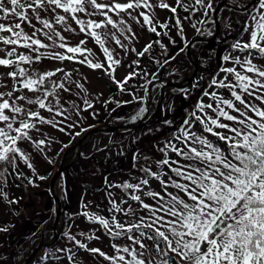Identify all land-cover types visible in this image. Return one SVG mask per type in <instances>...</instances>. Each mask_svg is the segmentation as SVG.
I'll use <instances>...</instances> for the list:
<instances>
[{"label":"snow or ice","instance_id":"6c2138e0","mask_svg":"<svg viewBox=\"0 0 264 264\" xmlns=\"http://www.w3.org/2000/svg\"><path fill=\"white\" fill-rule=\"evenodd\" d=\"M156 7L168 9L175 23L170 26L168 22H159L154 14ZM178 9L187 13L183 20L189 21L193 28L197 23H206L198 18L193 22L197 13L210 17L217 11L214 0H175L174 6L166 0H0V68L7 70L0 72V87L10 88L0 91V167H3L0 177L9 167L15 169L20 158L29 168L33 167L18 142H34L38 148L50 145L45 139L34 141L30 131H39L34 121L72 136L71 129L78 126L80 113L84 111L75 101L70 107H64L60 100L62 93L72 91L73 85L80 90L77 95H82L84 84L72 79L73 72L63 68L39 71L36 66L42 60L77 61L91 69H103L114 79V66L121 65L122 60L116 58L119 53L114 56L115 49L110 50L106 45L111 41L125 54L131 50L142 57L153 48V43L160 44V41L147 44L142 51L135 47L130 49L126 41L138 39L130 21L141 28L147 26V30L158 36L161 33L157 26L168 30L174 27L182 33ZM73 23L79 26L80 33L87 34L103 49L106 65L94 62L85 41L69 45L64 33L75 31ZM243 31L248 34V40L237 39L231 46L238 54L223 57L233 66H221L219 71L224 75L209 83L210 88L215 86L229 95L225 97L215 90L203 92L212 102L205 103L201 99L190 117L184 120L180 134H174V139L182 146L168 141L159 149L165 155L156 164L167 168L163 173L165 178L151 167H141L139 170L144 175L137 183L124 181L109 185L127 193L125 198L117 199L109 191L111 199L107 211L110 216L83 212L87 220L98 222L116 239L117 242L111 244L115 254L89 248L75 235L65 234L75 246L98 254L109 264H154V257L161 258L160 264H264V0H258L245 17ZM207 33L212 35V29L208 28ZM176 59V56L171 57V60ZM168 62L166 58L164 63ZM58 73L62 74L61 78H57ZM135 75L130 72L123 81L115 80L118 89L126 91ZM8 78L10 85L5 83ZM188 94L185 91V95ZM83 103L92 109L89 115H97L86 96ZM120 103L117 101V106ZM32 105L47 109L53 118L46 119L27 107ZM145 111L147 109L141 108L137 116ZM57 116L63 119L56 121ZM196 123L201 125L199 134L191 130ZM168 150L182 159H170ZM149 176L159 182L160 191L151 189ZM38 179L44 181L47 177L40 175ZM0 195L7 199L2 184ZM144 197L154 203L146 202ZM132 202H136L135 207ZM9 203L18 201L9 200ZM7 231L0 228V232ZM86 239L99 240L100 237L89 235ZM56 252L65 254L73 264H79L72 248ZM60 258L53 255L51 259Z\"/></svg>","mask_w":264,"mask_h":264},{"label":"rangeland","instance_id":"374dc122","mask_svg":"<svg viewBox=\"0 0 264 264\" xmlns=\"http://www.w3.org/2000/svg\"><path fill=\"white\" fill-rule=\"evenodd\" d=\"M221 1L214 0L216 9L221 3L226 2L228 6L221 7L222 9L218 13L213 12L210 17H203L200 13L196 14L193 22H195L196 18L203 19L206 22L204 24H196V28L200 29V32L196 28H193L189 21L183 20V17L187 13L179 10L178 13L182 20L183 32H177V29L174 31V27H171V30L166 29L168 35H160L161 39L159 41L160 44L164 45V48H161L160 44H157L151 59L146 62L147 72L136 74L128 82L126 91H120L115 80L123 81L130 72H135L136 69H139L140 65L133 64L132 62L138 61L140 56L131 50L125 54L123 50L111 41L106 46L110 50L115 49L114 56L116 53H119V56L116 58L122 60L121 65L114 66L116 68V71L112 74L114 79H110L103 69H91L86 64H80L77 61H49L45 59L36 66L41 72L54 71L57 68L73 72L72 79L79 80L84 84L83 93L82 95H77V92L80 90L76 89L73 85L71 92L62 93L60 96L61 104L64 107H70L72 102L75 101L84 111L80 113L78 126L71 129L72 136L60 132L51 125L40 124L38 121H34L37 123L39 131L31 130L30 135L34 138V141L45 139L51 142L50 145L46 144L38 148L34 142H18V146L29 157L28 163H31L33 167L29 168L24 160L20 158L17 160V167L15 169L9 167L4 176L0 177V184L3 185L4 193L7 195V199L0 195V228L8 229L7 232H0V257L3 258V261H6L7 264H23L30 257L29 253L33 249L35 250L42 243H52L56 238L55 244L51 247H44L32 260V264H73V262L66 258L65 254L56 252L57 249L66 248L73 249L79 264H109L108 261L99 257L98 254L94 255L86 250L79 249L65 234L75 235L77 239L86 243L89 248H100L107 254H115L111 248V244L116 243V239L99 226L98 222L87 220L83 216V212L87 210L98 212L106 217L110 216L111 214L107 211L111 199L108 196L109 191L113 193V198L117 199L125 198L127 193L123 189L110 188L109 185L120 184L124 181L137 183L139 178L144 175L139 170L141 167H151L153 171L158 172L162 178H165L163 173L168 171L167 168L158 167L156 164V161L165 155L159 149L165 147L168 141H172L174 134H180L179 129L184 126V120L190 117V113L201 99L205 103L212 102L210 97L203 96V92L199 96L196 95L197 89L205 85V80H208L206 84L209 86L210 81L217 78L213 77L214 75L217 73L221 77L224 75L219 71L220 64L224 67L233 66L231 61L223 60L224 56L229 55L227 52H221L222 56L214 59L216 52L208 49L209 46L207 45L205 47L203 45L201 47L197 46V42L191 47L193 56L189 57L187 50L191 40L198 37H209L207 29L211 28L210 18L212 16L214 19H218L219 23L221 21L222 25L221 31L218 32L216 37L223 41L234 38L242 30L241 27L248 14L245 12L247 10L251 12L253 6L258 2V0L254 3H252L254 0ZM99 2H105V0H99ZM119 2H125V0H119ZM152 2H155V0H152ZM166 2L173 6L175 4V0H166ZM225 8L238 9L242 12H237L236 14L230 12L229 14L228 11H224ZM169 12L168 9L162 10L156 7L154 14L159 22H166L167 13L169 14ZM112 15L115 18V14ZM83 18L89 19L86 16ZM130 23L138 39L131 42L126 41V43H129L130 49L131 47H135L137 51H142L147 44L152 43V36L148 32L147 26L141 28L140 25L134 22L130 21ZM141 23H143L142 19ZM71 26L75 31L71 34L64 33L68 37L69 45L75 46L79 44V41H85L87 49L91 50V58L94 62L99 61L106 65V56L103 54V49L92 38L88 37L87 34L80 33L78 25L73 23ZM211 29L213 31L212 35H214L216 30ZM26 31L30 30L26 29ZM248 38V34L246 33L244 41H247ZM181 48L184 49L183 52L180 51ZM196 49H198L199 55H197ZM56 50L64 51L60 49ZM162 52L165 55H162ZM230 53L233 55L238 54L235 53L234 49ZM172 56H176L177 59L171 60ZM186 57H188L189 63H187ZM79 58L82 59L83 57ZM166 58L169 60L168 63H164ZM195 63L198 65L196 70L197 75L195 80L187 86L188 91H186L189 94L185 95V92L179 94L176 91L170 92L172 89H168L164 93V99H162L161 94L164 85L168 81L184 83L187 78L193 75ZM156 68L159 70L157 74L159 78L152 82L150 81L153 78L151 72ZM185 69H187V72ZM5 71L7 70L0 68V72ZM184 73L187 75H184ZM207 75L209 78L206 77ZM61 77L62 74L58 73L57 78ZM5 83L10 85V78ZM155 83H157V87L154 86ZM110 85L115 88V91H111ZM4 90H10V88L5 89L0 87V91ZM213 90L218 91V93L225 97L229 95L225 90L216 88L215 86L206 88V91ZM85 96L93 104L97 115H89L92 109L83 103ZM117 101L121 102L119 106H117ZM124 101H131V103H123ZM27 107L40 112L46 119L53 118V114L49 113L47 109L41 110L35 105ZM141 108H145L147 111L137 116ZM113 109L115 110L113 111ZM177 115L181 122H177L175 119ZM133 117L136 118L133 119ZM62 119L63 117H55L56 121ZM73 119L75 120V114H73ZM170 119L174 123V133L164 138L167 141L166 143H157V140H154L155 136L162 132L160 127L165 124L164 121ZM126 120H128V124L132 125L133 123L146 124L142 129H133V134L124 130L112 133L101 131L83 139L91 129L126 124L124 123ZM149 129L152 131L149 132ZM191 130L199 134L201 125L198 123L193 124ZM77 132L80 133L79 136L75 135ZM209 138L214 139L210 135ZM80 142L81 145L79 144ZM173 143L182 146L175 139ZM168 152L171 153L170 150ZM145 157L148 158L147 161L144 159ZM170 159L182 158H178L172 153ZM62 160H65L64 166H66V169L54 187V192L62 204V215L58 219L55 232L53 231V227L57 222L58 209L50 183L58 173ZM0 171H3L2 167H0ZM21 173L23 174L22 176L20 175ZM40 175L50 177L41 181L44 183L42 186L38 183ZM169 175L172 174L169 173ZM148 179L153 191L161 190L158 181L151 176ZM29 180H32L33 183L29 184ZM96 187H100L101 189L96 191ZM145 190H147V186ZM36 194H38L37 197L35 196ZM144 199L150 204L154 203L151 198L144 197ZM9 200L18 201V203H9ZM132 204L134 207L136 206V202H132ZM85 205H88V207L85 208ZM19 211H21L22 218L16 216ZM116 215L120 216V214ZM22 219L30 220L31 223L25 226L21 222L19 223ZM25 222L27 223L28 221ZM35 227L36 230H33ZM89 235L99 236L100 239L88 240L86 237ZM120 243L121 246L124 245L123 240ZM53 255H60L61 258L52 261ZM125 255L126 258H130L127 257V254ZM3 261H0V264H3ZM160 261V257H154V264H160Z\"/></svg>","mask_w":264,"mask_h":264},{"label":"trees","instance_id":"16d2710c","mask_svg":"<svg viewBox=\"0 0 264 264\" xmlns=\"http://www.w3.org/2000/svg\"><path fill=\"white\" fill-rule=\"evenodd\" d=\"M221 2H225V0H222ZM220 2V3H221ZM228 11V13L230 14V12H233V13H239V12H242V11H240V10H238V9H228V8H225L224 9V11ZM233 10V11H232ZM178 11H179V9H178ZM245 13H249V10H247ZM248 15V14H247ZM225 16H227V15H225ZM225 16H223V17H225ZM170 17H172V14L169 12V14L167 13V18H166V22H168L169 23V25L171 26V25H173V23H174V19H170ZM211 19V23H210V26H211V28H213L214 30H215V23H213L214 21H215V19L213 18V16L210 18ZM220 28H222V25H221V21H220ZM243 27H244V24L242 25V30L240 31V32H238L237 33V35L234 37V38H231V39H226L227 41H223L222 39H218L217 37L215 38V39H213V40H210V41H205V42H197V46H199V47H201V45H203L204 47H205V45H207V46H209V48L208 49H212L213 51H215L216 52V55H215V57H214V59H217V58H220L222 55H221V52H227L228 54H230V52H231V50L233 51V49H232V45H233V43L235 42V40H237V39H242V40H244V37H245V32L243 31ZM219 28V29H220ZM175 29L176 28H174V31H175ZM157 31L158 32H160L161 33V35L166 31V29H162V28H159V26H157ZM220 31H221V29H220ZM148 32L150 33V36H152V39H151V42L153 43V42H155V41H157V40H160L161 39V37H160V35L158 36V35H156L155 33H152V32H150L149 30H148ZM178 32V31H177ZM171 33V32H170ZM210 36V35H209ZM181 37V36H180ZM205 37H208V36H205ZM182 39V38H181ZM157 46V44H155V43H153V48L151 49V51H149V53H147V54H145L144 56H140L139 57V59H138V61H139V63H138V65H140L139 66V69H136V71H135V73L136 74H139V73H141L142 74V72H147V65H146V62H148V60H150L151 59V57H152V55H153V53H154V51H155V47ZM227 50H229V51H227ZM196 52H197V55H199V53H198V49H196L195 50ZM235 51V50H234ZM235 53H236V51H235ZM183 55H185L184 53H182ZM186 59H187V63H189L190 61H189V59H188V57H186ZM197 59V58H196ZM220 66H222V64H220ZM185 71L187 72V69H185ZM184 71V72H185ZM190 72V71H189ZM159 73V70L156 68L155 70L153 69L152 70V72H151V74H152V79H150V81H156L159 77H158V74ZM191 73V72H190ZM190 73H188L189 75H190ZM186 73H184V75H185ZM187 75V74H186ZM217 75V76H216ZM216 75H214L213 77H218V73L216 74ZM210 76V75H209ZM133 77H135V76H133ZM206 77H208V75L206 76ZM212 77V78H213ZM209 78V77H208ZM207 79L205 80V85L204 86H201L199 89H197V91H196V95H200L202 92H205L206 91V88H209V86L206 84L207 83ZM142 82V81H141ZM177 82V81H176ZM156 84L157 83H155L154 84V86H156ZM157 87V86H156ZM110 88H111V91H115V88H113L112 87V85H110ZM188 91V87H186V89H175V90H170V92H178L179 94H182V93H184L185 91ZM218 92V91H217ZM185 113V112H184ZM183 113V114H184ZM182 117H183V115H182ZM173 119V118H172ZM172 119H170V121H172ZM176 120H177V122H181L180 120H179V118H178V115H177V117L175 118ZM124 123H126V124H122V125H118V126H123V125H132V124H128V120H126V122H124ZM112 127H117L116 125H113ZM173 127H174V123H171V124H164L163 126H161L160 128L162 129V132L161 133H159L158 135H156L155 136V138H154V140H157V143L158 142H164V143H166L167 141H165V139L164 138H166V137H169L172 133H174V129H173ZM142 129V128H141ZM124 131H127V132H129V133H131V134H133L134 133V131L133 130H124ZM118 132H121V131H118ZM174 141V139L172 140V142ZM221 143H223V142H221ZM171 154L172 153H170V152H168V155H170L171 156ZM170 156H169V158H170ZM3 168V167H2ZM50 177L48 176L47 177V179H49ZM38 183L42 186L44 183L43 182H41V181H38ZM36 197L38 196V194H36L35 195ZM22 201V200H21ZM20 212L21 211H19L17 214H16V216L17 217H19V218H22L21 216H22V214H20ZM25 221H28L27 223L25 222ZM22 223L23 225H25L26 226V224H29V223H31L30 222V220H21V221H19V223ZM22 224H20V225H22ZM33 230H36V227L35 228H33ZM34 250V249H33ZM31 253H32V251H31ZM31 253H29L30 255L29 256H31ZM32 264V263H31Z\"/></svg>","mask_w":264,"mask_h":264},{"label":"water","instance_id":"95a60500","mask_svg":"<svg viewBox=\"0 0 264 264\" xmlns=\"http://www.w3.org/2000/svg\"><path fill=\"white\" fill-rule=\"evenodd\" d=\"M257 0H254L252 3H254V2H256ZM251 3V4H252ZM251 4H249V5H251ZM225 6H228L227 5V3L225 2V3H221L218 7H217V11H216V13H218L222 8L221 7H225ZM216 19V18H215ZM220 24H219V21H218V19H216V25H215V30H216V32H215V34L214 35H212V36H209V37H205V38H194L193 40H191V42H190V44H189V46H188V50H187V52H188V56L189 57H191V56H193V52L191 51V47H192V45L194 44V43H196V42H198V41H203V42H205V41H210V40H213L215 37H216V35L218 34V32L220 31ZM195 67V70H194V72H193V75L191 76V77H189V78H187L185 81H184V83L183 82H181V83H177V82H175V83H173V82H167L165 85H164V88H163V91H162V94H161V97H162V99H164V93H165V91L166 90H168V89H173V90H175V89H186V87L188 86V84H190V83H192L194 80H195V78H196V70H197V63H195V65H194ZM159 108V107H158ZM159 110V109H158ZM158 110H157V112H158ZM155 114H157V113H155ZM146 123H138V124H135V123H133V125H123V126H117V127H107V128H96V129H91L90 130V132L86 135V136H84V138L83 139H85L86 137H88V136H91V134H94V133H96V132H110V133H112V132H116V131H123V130H133V129H141V128H143L144 127V125H145ZM80 145H81V142L79 143ZM79 145V146H80ZM64 164H65V160H62V162H61V164H60V169H59V171H58V173L56 174V176H54V178L51 180V183H50V188H51V190H52V193H53V196H54V199L56 200V203H57V209H58V211H57V216H56V220H57V222H56V224H55V226L53 227V231H55V228H56V226H57V224H58V219L60 218V216L62 215V209H61V206H62V204H61V200L57 197V195H56V193L54 192V187H55V185H56V183L58 182V180L60 179V176H61V174L63 173V171L66 169V166H64ZM101 188L100 187H96L95 188V190L96 191H99ZM56 232V231H55ZM56 239V238H55ZM55 239L52 241V243H48V244H45V243H42L40 246H38L35 250H33L32 251V253H31V256L23 263V264H30L31 262H32V260L39 254V252H41L42 251V249L44 248V247H51L53 244H55Z\"/></svg>","mask_w":264,"mask_h":264}]
</instances>
